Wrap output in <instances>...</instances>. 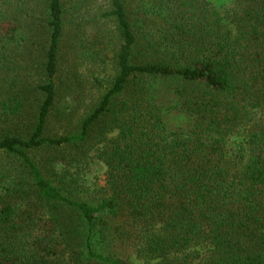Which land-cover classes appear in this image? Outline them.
I'll return each mask as SVG.
<instances>
[{"label":"trees","instance_id":"16d2710c","mask_svg":"<svg viewBox=\"0 0 264 264\" xmlns=\"http://www.w3.org/2000/svg\"><path fill=\"white\" fill-rule=\"evenodd\" d=\"M18 1L48 39L30 128L0 131L21 167L0 189V264H264V0H109L115 76L64 135L49 131L61 51L88 0ZM33 24L1 28L0 44ZM94 161L100 194L81 180Z\"/></svg>","mask_w":264,"mask_h":264},{"label":"rangeland","instance_id":"374dc122","mask_svg":"<svg viewBox=\"0 0 264 264\" xmlns=\"http://www.w3.org/2000/svg\"><path fill=\"white\" fill-rule=\"evenodd\" d=\"M7 1L0 0V15L4 14L0 29L16 24L17 20L34 22L32 39L27 43L20 42V36H17L13 42L0 44V89H6V93L0 91V115L4 103L9 104L15 98L20 99L19 97L24 98L18 115L10 116L9 113L7 117L0 116V131L21 133L30 128L34 119L38 99L35 94L36 87L43 79L44 47L48 38L40 20L42 14L38 12L37 17L38 10L28 11L25 10L26 7L23 10L18 0H9L8 5ZM208 1L223 9L231 6V0ZM88 2L81 11L72 10L74 20L67 25L61 51V71L67 82L63 85L65 89L60 93L58 102V109L64 115L57 114L50 120L49 131L53 135H64L76 127L90 109L96 106L104 93L103 89L109 86L115 76L114 57L119 42L114 22L102 16L109 11L110 2ZM37 20L40 21L36 24ZM68 71H71L70 78L66 77ZM99 83L103 87L99 86ZM241 141L240 137H232L231 149H237ZM20 168L15 159L0 152V189L9 185L10 178L18 175ZM105 174V166L99 161H94L83 170L84 176L81 180L85 186L100 194L103 192Z\"/></svg>","mask_w":264,"mask_h":264}]
</instances>
